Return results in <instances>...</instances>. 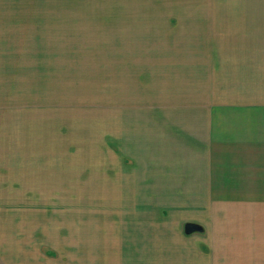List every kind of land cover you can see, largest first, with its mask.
Masks as SVG:
<instances>
[{"label":"crops","instance_id":"0c3cea01","mask_svg":"<svg viewBox=\"0 0 264 264\" xmlns=\"http://www.w3.org/2000/svg\"><path fill=\"white\" fill-rule=\"evenodd\" d=\"M82 1L76 16L98 22L108 48L157 49L109 55L110 100L87 126L98 138L84 141L89 150L78 157L106 165L82 168L81 162L77 169L107 168L108 191L149 211L139 223L110 222L115 233L104 243L101 223L89 222L96 224L90 236L98 248L111 250L104 260L72 257L82 222L66 217L64 245L51 250L48 241L37 249V239L51 231L35 228L34 208L35 193L51 189L52 110L45 94L50 70L41 58L43 69H35L32 49L53 47V15L64 9L53 13L52 0H0V258L51 264L44 250L50 249L57 264H264V0L235 8L188 7L185 0ZM88 2L93 7H84ZM222 48H234V56ZM6 192L13 209L33 208L23 219L33 224L25 233L3 230L15 222L14 214L5 220L12 211L4 206ZM41 212L38 220L51 223L52 207ZM187 222L204 230L186 233Z\"/></svg>","mask_w":264,"mask_h":264},{"label":"rangeland","instance_id":"374dc122","mask_svg":"<svg viewBox=\"0 0 264 264\" xmlns=\"http://www.w3.org/2000/svg\"><path fill=\"white\" fill-rule=\"evenodd\" d=\"M188 7H203V8H235L237 6H251L250 2L247 4L243 0H185ZM86 1L75 0H52L53 13L59 12L58 9H64L62 15H53L52 24V40L53 47L51 49H32L34 53V64L36 70L39 58L41 61H46V70L48 72V80H46V98L47 103L51 104L52 110V182L51 189L46 192H36V206L35 228H44L46 232L51 229L47 240L45 238L37 239V249L39 250L40 244H45L48 241L52 244L50 249L64 245L63 240V227L70 226L64 224L62 218L66 217L68 222H82L81 231L76 238L80 246L76 251L78 254L72 257L81 259L90 255L97 254L100 259L104 260L108 257V247L103 246L98 248V242L91 239V227L96 224H89V222H100L102 228L99 236L101 243L103 237L105 240H113L112 235L115 233L110 225L116 219L126 218L127 222L139 223L141 212L149 211V209L141 208L139 200L132 201L130 197L123 198V195L111 193L108 191L109 186L104 177H107V168L101 169L98 173L91 174L88 170H77L79 163L82 168H88L92 163H100L99 166L106 165V161L97 160H81L83 152L89 149L83 147L84 141H93L92 138H98L97 134L90 132L87 126L92 125V121L97 120L104 114L110 100L109 93L111 86L109 76L107 74L109 55L115 51H120L118 54L125 55H146L150 51L155 54L157 49H114L106 46L107 32L96 31L92 24V17L76 16L80 14L76 12L78 7H81ZM84 7H93L86 4ZM56 9V10H55ZM224 17H216L219 21ZM226 19L229 17H225ZM77 24H75V21ZM95 30V31H94ZM76 34H79L78 36ZM102 40H104L102 42ZM81 43L91 46H81ZM64 46H55V45ZM72 45L73 47L69 46ZM126 50V52H125ZM128 50V51H127ZM192 53L200 49H191ZM218 52L229 53L234 56V48L217 49ZM124 52V53H123ZM49 60V63H47ZM51 60V64H50ZM50 64V68L49 65ZM39 76V73H36ZM118 81V80H113ZM41 88V87H40ZM36 90H39L37 87ZM119 84H114L113 92H118ZM39 94L42 90L38 91ZM44 93V92H42ZM39 96V95H38ZM43 96V95H42ZM89 130V131H88ZM88 138V139H87ZM94 151V147H92ZM100 151H107L106 148ZM87 155V154H86ZM66 157V159L64 158ZM81 167V166H80ZM83 173V174H82ZM10 193H3L4 206L8 210L5 220L10 221V217L14 214L12 221L14 223L2 224L3 230L10 231L11 233L17 232L18 234L25 233L28 225L32 228L33 224L23 222V219H29L33 215V208L31 206H23L13 209L11 202L7 200ZM130 196V193H127ZM19 201V206L21 204ZM44 206L46 208H44ZM52 207L53 213L51 214V223L40 222L43 217V210ZM16 207V206H14ZM24 213V215H21ZM32 213V214H31ZM18 216V217H17ZM19 218L18 221L15 219ZM26 221V220H25ZM103 221V222H102ZM69 230V229H68ZM76 234H70L74 236ZM95 236L96 234H92ZM62 237V239H61ZM73 240V241H74ZM19 242H22L21 240ZM69 245V244H68ZM53 247V248H52ZM49 248V247H48ZM44 249L46 260L48 257L51 259V264H57L54 260H59L56 252ZM54 250V249H53ZM45 257V256H43ZM9 264H13L14 257H6ZM30 257H25L28 260ZM57 258V259H55ZM38 260V256L34 257ZM40 260V259H39ZM12 261V263H11ZM26 263V262H25ZM0 264H6L3 258H0Z\"/></svg>","mask_w":264,"mask_h":264},{"label":"water","instance_id":"95a60500","mask_svg":"<svg viewBox=\"0 0 264 264\" xmlns=\"http://www.w3.org/2000/svg\"><path fill=\"white\" fill-rule=\"evenodd\" d=\"M204 228L202 225L195 223V222H187L185 224V232L186 233H192L195 231H203Z\"/></svg>","mask_w":264,"mask_h":264}]
</instances>
